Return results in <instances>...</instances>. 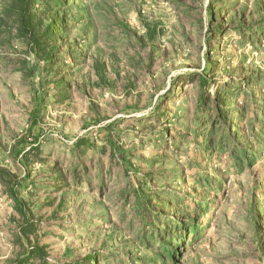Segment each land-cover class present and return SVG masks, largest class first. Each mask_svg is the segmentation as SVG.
Wrapping results in <instances>:
<instances>
[{"label":"rangeland","instance_id":"1","mask_svg":"<svg viewBox=\"0 0 264 264\" xmlns=\"http://www.w3.org/2000/svg\"><path fill=\"white\" fill-rule=\"evenodd\" d=\"M50 1L0 0V264H264V0Z\"/></svg>","mask_w":264,"mask_h":264},{"label":"trees","instance_id":"2","mask_svg":"<svg viewBox=\"0 0 264 264\" xmlns=\"http://www.w3.org/2000/svg\"><path fill=\"white\" fill-rule=\"evenodd\" d=\"M18 4H19V26L17 28V32L19 33H24V35L26 37H28V40L30 42V44L32 46H41L42 43L39 42L40 38H38V36L36 35V32H34V24L32 21V18L30 16V10L33 7V3H31V0H17ZM61 4V0H51L47 5L49 7H52L53 5H59ZM1 24V23H0ZM55 24H51V22L47 23V30H48V34L49 36L52 35V33L54 32L53 30L55 29L54 26ZM205 80L206 78H204V76H201L199 79V83L201 85V87L205 86ZM223 97V96H222ZM221 97V98H222ZM219 105H217L216 107H214V109H217V116L218 119L221 121L225 120V116H227V114L225 113V111H221L218 109ZM199 120H196V122H198ZM211 127V125H210ZM204 128V130H207V135H211L212 133H217L218 131L213 130V128ZM212 129V130H211ZM213 131V132H212ZM226 131L224 134L223 132H220V135L216 138L215 142L213 143L214 147L218 149V151L221 152H226V146L227 144L231 141L230 139L232 138V133L229 130V127L226 128ZM79 141H77V144ZM213 142V140L209 139L208 140V145L210 146L211 143ZM231 149H230V169L232 172H235V169L237 171V167L236 165H241V159L246 157L245 154V148H239V146H237L236 144H234L233 142H231ZM236 167V168H235ZM0 171H3L4 173H6L7 175L8 172L5 169H0ZM100 181V180H99ZM16 198V196H14ZM199 205V204H198ZM194 230L192 227V224L190 222V218L186 219V220H175L174 221V226H173V232L175 233V236L179 235L181 232L182 233H188L190 231ZM174 236V237H175ZM173 237V239H174ZM166 245V246H165ZM160 246H161V250L163 252H165L163 255L169 258V261L173 264L179 261L182 253H183V248H184V243L179 244L177 247H175L174 249H172V240L169 242V240H161L160 241ZM36 250L39 252V254H41L40 250H38L36 248ZM153 253L151 256L155 255L156 257H159L160 253L157 250H153ZM163 255L162 257H159L157 261L163 260ZM30 258V255H29ZM28 258V259H29ZM27 259V260H28ZM95 257L93 255H89L87 257V262L86 264H94L95 263ZM156 264V262H155Z\"/></svg>","mask_w":264,"mask_h":264}]
</instances>
